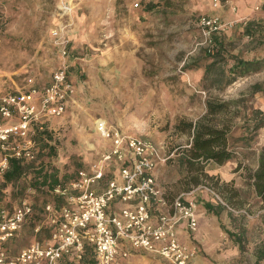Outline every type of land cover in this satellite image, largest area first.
<instances>
[{"label": "rangeland", "instance_id": "rangeland-1", "mask_svg": "<svg viewBox=\"0 0 264 264\" xmlns=\"http://www.w3.org/2000/svg\"><path fill=\"white\" fill-rule=\"evenodd\" d=\"M200 14L227 24L210 42L194 25ZM56 26L66 40L64 56L51 36ZM263 56L264 0H0V91L39 90L62 63L74 87L65 111L48 120L53 128L42 138L32 135L34 158L21 176L12 183L0 177V209L9 213L22 200L34 205L7 244L12 254L48 236L38 204H60L48 187L54 182H39L38 168L56 169L47 181L55 177L64 185L105 148L93 128L103 119L158 147L154 177L168 203L178 194L195 202L198 223L188 239L196 264H257L264 203L249 175L264 147V125L257 124L259 113L264 116V66L224 81L236 60ZM206 100L233 102L209 115ZM203 117L227 127L235 156L221 165L202 163L216 185L198 174L197 165L186 172L182 157L190 136L175 127ZM192 177L198 184L189 182ZM123 264L169 263L138 254Z\"/></svg>", "mask_w": 264, "mask_h": 264}, {"label": "built area", "instance_id": "built-area-1", "mask_svg": "<svg viewBox=\"0 0 264 264\" xmlns=\"http://www.w3.org/2000/svg\"><path fill=\"white\" fill-rule=\"evenodd\" d=\"M212 1L219 4V0ZM65 8L67 3L62 4ZM194 25L210 42L211 35L227 24L216 15L200 14ZM51 36L56 39L60 55L67 54L66 40L58 34V26L51 30ZM71 92L72 83L63 63L39 90L0 91V177L9 158L34 157V128L43 131L45 118L60 116ZM94 127L102 139L109 140V146L88 169H78L65 185L52 189L64 203L58 209L50 204L44 207L52 225L49 242L34 240L17 254L9 255L3 243L19 229L32 208L22 200L9 213L0 209V264L81 262L86 248L93 264H116L118 255L125 256L130 248L157 255L169 264H191L195 246L178 241L176 231L181 227L187 237L196 231V205L181 194L169 203L164 199L154 177L161 160L158 147L143 137L107 125L103 119H96ZM112 162L118 163L117 176L107 178L104 188L95 191L92 185L107 174L106 164ZM115 200L129 205L120 207L117 214L109 213L107 208Z\"/></svg>", "mask_w": 264, "mask_h": 264}, {"label": "trees", "instance_id": "trees-1", "mask_svg": "<svg viewBox=\"0 0 264 264\" xmlns=\"http://www.w3.org/2000/svg\"><path fill=\"white\" fill-rule=\"evenodd\" d=\"M264 66V56L257 58L255 60H236L228 69H227V78L224 81V85L231 84L237 78L242 77L250 72H256ZM232 100H218L211 101L206 100L205 108L206 113L209 115L221 112L224 108L232 103ZM259 121L257 124L264 125V116H261L259 113ZM183 126V127H182ZM175 127H182V131L188 133L190 136L188 147L184 150L182 157V163L185 166L186 172H190L193 165H197V172L200 176L208 179H214L213 184H217V177L214 175H208L203 171L202 163L213 162L215 164L221 165L231 159H233L234 151L231 147L228 146L227 140V127L224 125H215L211 123L205 117L198 118L194 121L191 120H180L176 123ZM34 134L39 135L42 138L41 131H37L36 128ZM34 158V157H33ZM29 159L30 161L33 160ZM29 161L20 158L16 159L14 157L9 158L8 167L2 174L1 178L5 183H12L17 180L21 174L24 172ZM50 174L46 172L43 173L42 177L40 175V183L49 184L53 181L54 183L49 184L48 187L51 189L54 188L56 179L47 181L50 177ZM251 179V185L254 190L255 195L258 197L260 202L264 203V147L260 152L256 168L249 175ZM231 181V180H230ZM191 184H198V178L192 177L189 181ZM234 188V187H233ZM235 190V188H234ZM224 193V192H223ZM235 194V193H234ZM228 199V198H227ZM229 200V199H228ZM203 207L206 211H211V206L209 203L205 202ZM255 260L257 264H264V247L259 248L256 251ZM83 264H93L92 258H87V255H84L82 259Z\"/></svg>", "mask_w": 264, "mask_h": 264}, {"label": "crops", "instance_id": "crops-1", "mask_svg": "<svg viewBox=\"0 0 264 264\" xmlns=\"http://www.w3.org/2000/svg\"><path fill=\"white\" fill-rule=\"evenodd\" d=\"M67 78H68V76H67ZM73 92H74V87H73V84H72V92H71V94H70V96H69V100H68V102H67V105H68V103H69V101H70V99H71V97H72V95H73ZM260 108V107H259ZM51 117H47V118H45V120L47 121V123H46V121L44 120V123H43V127H44V130L43 131H41V132H43L44 134H42V137H43V135H45L46 134V132H49V130L51 129V128H53V127H51V125H49V123H48V120L50 119ZM108 125V124H107ZM114 127V126H113ZM94 128V131L96 132V134L98 135V137H99V141L101 142V143H105V148H107L108 146H109V140H104V139H102L100 136H99V134L97 133V131H96V129H95V127H93ZM117 128V127H116ZM121 131V130H120ZM122 132V131H121ZM105 148H103V150L105 149ZM103 150H101L100 152H99V154L103 151ZM98 154V155H99ZM118 163L116 162V163H107L106 164V169H107V174L102 178V179H100L97 183H95V184H93L92 185V188L95 190V191H101L103 188H104V186H105V183H106V181H107V178H109V177H113V176H117V167H116V165H117ZM90 165H91V163L89 164V165H87V167L86 168H82V169H88L89 167H90ZM38 169H40V172H41V174L43 175V173L44 172H46L47 174H50L51 176H53V171L54 170H56V169H42L41 167H39ZM51 172V173H50ZM42 175H41V177H42ZM39 178H40V176H39ZM55 178V177H54ZM70 179H72V178H70ZM69 179V180H70ZM68 180V181H69ZM68 181H66V183L68 182ZM65 183V184H66ZM64 184V185H65ZM57 197H58V195H57ZM59 199H60V204H62V203H64V201H63V199L61 198V197H59ZM26 201V200H25ZM27 203H29L30 204V206H31V208H32V211H31V214L30 215H28L27 217H30L32 214H33V204L30 202V201H26ZM46 204H50L54 209H58V206L60 205V204H58L57 202H55V201H49V202H47V201H45V202H42L41 204H38V206H39V210L41 211V213H40V215L42 216V223L41 224H46V226H47V229H48V236L46 237V238H41L40 240L39 239H32L30 242H32V241H34V240H37V241H40V242H49V238H50V233H51V230H52V225L50 224V222H49V219H48V213L45 211V209H44V207H45V205ZM127 205H129L128 203H123V202H120V201H118V200H115V201H113V202H111V204L108 206V208H107V211L109 212V213H114V214H117V212H118V209L120 208V207H122V206H127ZM198 215L199 214H197V223H198ZM26 217V218H27ZM40 221V220H39ZM39 228V225H37L36 227H35V230L37 231V229ZM18 231H19V229L13 234V236L12 237H14L17 233H18ZM12 237H10V238H8V239H6L5 241H4V245H5V249H6V251H7V253L9 254V255H13L12 254V251L8 248V246H7V244L9 243V241L12 239ZM176 237H177V239H178V241H180L181 243H183V244H190L191 242L189 241V239H188V237H187V235L185 234V232H184V230L180 227V228H178L177 229V231H176ZM29 242V243H30ZM22 249V248H21ZM20 249V250H21ZM198 249V248H197ZM19 250V251H20ZM18 251V252H19ZM85 251H86V254L85 255H87V258H91V253H90V251H89V249L88 248H86L85 249ZM18 252H16V254L18 253ZM138 254H146V255H149V256H151V257H154V258H158V259H160L161 261H164V262H166L164 259H162L161 257H159V256H157V255H154V254H151V253H147V252H143V251H140V250H136V249H133V248H130V249H128V252L126 253V255L125 256H121V255H118V257H117V261H116V264H123V263H125L126 262V260H127V258L129 257V256H135V255H138ZM197 259H198V253L195 255V257L193 258V260H192V264H196L197 262ZM64 264H83L82 263V261L81 262H77V261H64Z\"/></svg>", "mask_w": 264, "mask_h": 264}]
</instances>
